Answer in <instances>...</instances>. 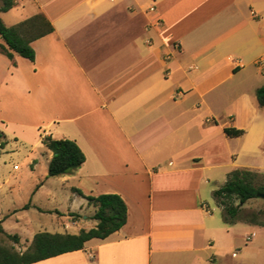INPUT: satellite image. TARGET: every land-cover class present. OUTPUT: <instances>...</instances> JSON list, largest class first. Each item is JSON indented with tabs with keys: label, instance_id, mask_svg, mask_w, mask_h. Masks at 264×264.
Listing matches in <instances>:
<instances>
[{
	"label": "crops",
	"instance_id": "0c3cea01",
	"mask_svg": "<svg viewBox=\"0 0 264 264\" xmlns=\"http://www.w3.org/2000/svg\"><path fill=\"white\" fill-rule=\"evenodd\" d=\"M38 14L54 32L32 43L35 61L0 52V130L19 142L33 134L47 165L44 136L76 141L86 162L56 178L75 196L121 195L128 221L34 264H234L237 222L211 201L232 171H264L242 167L230 147L247 150L264 132V0H15L0 12L8 26ZM83 201L44 210L63 220L47 231L66 233L59 226L79 212L82 229L94 228Z\"/></svg>",
	"mask_w": 264,
	"mask_h": 264
},
{
	"label": "rangeland",
	"instance_id": "374dc122",
	"mask_svg": "<svg viewBox=\"0 0 264 264\" xmlns=\"http://www.w3.org/2000/svg\"><path fill=\"white\" fill-rule=\"evenodd\" d=\"M261 138L256 146L248 144L247 150H240L241 144L238 142L231 143V150L239 153L238 163L242 167L264 168V132ZM43 149L37 145L33 134L29 135L27 142L16 141L13 135L9 139L0 137V220H3L7 233H14L11 235L21 232L32 235L50 230L46 226H51L52 220L58 224L63 220L60 222V213H48L44 210L58 208L62 211L72 207L80 211L84 204L83 198L75 196L70 188L63 186L60 178L48 177ZM15 166L19 168L15 169ZM258 173L264 174V171ZM211 205L216 209L215 214L224 218L223 209L214 201H211ZM81 218L80 212L71 213L67 218L68 222H63L59 229L68 233L86 228L85 220L82 221ZM236 222L233 224L234 237L229 244H236L241 251L238 258H233L234 264H264V198H254L243 205ZM246 236L252 237V240H246ZM18 237L16 242L0 234V247L13 248L23 253L31 243L21 240L19 235ZM232 256L237 257V254Z\"/></svg>",
	"mask_w": 264,
	"mask_h": 264
},
{
	"label": "trees",
	"instance_id": "16d2710c",
	"mask_svg": "<svg viewBox=\"0 0 264 264\" xmlns=\"http://www.w3.org/2000/svg\"><path fill=\"white\" fill-rule=\"evenodd\" d=\"M15 6V0H0V12H7ZM54 27L43 15L38 14L16 26H8L0 16V37L6 45H0V52L9 59L15 54L31 61L36 59V51L32 43L50 33ZM257 101L264 107V85L258 88ZM230 137H239L245 130L226 128ZM0 137L6 138L0 130ZM43 144L53 152V158L48 165V177H62L72 174L85 162L86 155L71 139H54L51 136L42 138ZM5 144V143H3ZM79 196L85 198L89 205L95 207L92 216L97 225L90 229H82L78 234L39 232L34 236L30 247L23 253L13 248L0 247V264H34L69 252L83 250L92 239H106L121 230L128 221V206L119 194L85 195L80 189H73ZM264 193V174L248 169H237L228 175L226 183L214 191V198L223 209L224 221L235 223L242 212V207L249 200L258 198ZM0 234L18 242V235L6 232L3 220H0Z\"/></svg>",
	"mask_w": 264,
	"mask_h": 264
},
{
	"label": "water",
	"instance_id": "95a60500",
	"mask_svg": "<svg viewBox=\"0 0 264 264\" xmlns=\"http://www.w3.org/2000/svg\"><path fill=\"white\" fill-rule=\"evenodd\" d=\"M259 197L264 198V193L260 194Z\"/></svg>",
	"mask_w": 264,
	"mask_h": 264
},
{
	"label": "built area",
	"instance_id": "2783aa9c",
	"mask_svg": "<svg viewBox=\"0 0 264 264\" xmlns=\"http://www.w3.org/2000/svg\"><path fill=\"white\" fill-rule=\"evenodd\" d=\"M152 11H154V8H151ZM19 167L18 166H15V169H18Z\"/></svg>",
	"mask_w": 264,
	"mask_h": 264
}]
</instances>
